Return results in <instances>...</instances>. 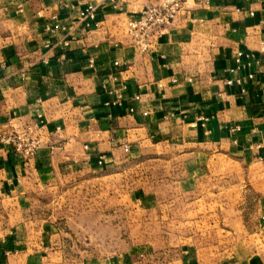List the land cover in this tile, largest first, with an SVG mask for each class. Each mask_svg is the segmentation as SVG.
<instances>
[{
  "label": "crops",
  "instance_id": "0c3cea01",
  "mask_svg": "<svg viewBox=\"0 0 264 264\" xmlns=\"http://www.w3.org/2000/svg\"><path fill=\"white\" fill-rule=\"evenodd\" d=\"M159 1L0 0V264H264V0H184L141 52L127 23ZM239 51L250 66L236 71ZM41 120L32 158L1 141ZM146 156L165 179L128 196L111 184ZM126 202L134 232L147 214L159 241L77 242L108 233L105 211ZM111 215L118 235L124 212Z\"/></svg>",
  "mask_w": 264,
  "mask_h": 264
},
{
  "label": "built area",
  "instance_id": "2783aa9c",
  "mask_svg": "<svg viewBox=\"0 0 264 264\" xmlns=\"http://www.w3.org/2000/svg\"><path fill=\"white\" fill-rule=\"evenodd\" d=\"M208 1L209 0H206V2ZM17 6L19 10L22 11L21 3H18ZM97 9L98 6L96 4L88 2L86 6L80 10L79 19L85 22L87 27H90L91 22L97 20ZM183 10L184 0H160L158 3L144 7L138 18L129 20L127 23V32L133 43L141 50V52H146L151 47L153 39L166 33ZM250 14L254 15L253 12ZM59 28V25H55L48 29L54 31ZM244 57L246 58L245 61ZM94 62L93 59H90L89 65L93 67ZM247 66H250L249 55H245L242 51L237 52L235 70L239 71ZM247 77L253 79L254 74L249 73ZM243 82V79L238 77L236 79L227 80L226 84H235L242 87L244 84ZM159 86L162 85L160 84ZM242 91H244L243 88ZM111 94H113V98L106 104L113 106L120 104L122 98L120 91H111ZM136 98L139 99L140 97L138 96ZM131 111H133V109H131ZM38 117L41 119V114H38ZM41 122L42 120L27 125L13 124L10 130L2 135L1 141L5 145L12 147L15 153L22 156L24 159H30L37 153L42 145V140L39 135ZM262 144H264V142ZM124 150L128 152L129 146L124 145ZM105 159V155H100L99 164L104 163Z\"/></svg>",
  "mask_w": 264,
  "mask_h": 264
},
{
  "label": "rangeland",
  "instance_id": "374dc122",
  "mask_svg": "<svg viewBox=\"0 0 264 264\" xmlns=\"http://www.w3.org/2000/svg\"><path fill=\"white\" fill-rule=\"evenodd\" d=\"M156 162L154 160V166L151 167V163L148 159V157H142V160H140L137 163H131L129 165H125L124 172H123V180L119 183L118 180H111L112 185H118L122 184L123 186L119 185V188H121V192L128 196L130 193L135 191L139 187H146V189H149V186L151 185V182L154 181L156 184V178L158 177L159 179H165V167H161L158 169L159 171H156ZM117 187H113L110 190L114 191L117 194V190L115 189ZM89 193L91 191H88ZM100 192V190L94 191V195H97ZM86 192L85 190L78 191V195H85ZM73 208L77 209V214H78V223L83 221L81 218L85 217V212L87 211V207L89 205L86 204H81L79 203L78 205H73ZM94 211L95 213L101 212L103 213L102 208H100V204H94ZM100 208V209H99ZM69 209V205H68ZM124 212L125 215V224H121L122 230L121 233L118 235L111 234L110 232L113 231H118V230H113V228L116 229L117 222L114 221L113 223L112 220V215L118 212ZM110 214V229L106 230L108 233L103 234V235H83L79 233L77 237L75 238L78 243H85L86 241L90 242L92 241L94 248H98V250L102 251H111L113 248H127L137 245V244H150L151 242H157L161 237L151 235L150 233V228H151V220L149 219V216L143 215V221L141 222V234H137L134 232L133 228H135V225H133V212H134V207L132 204L126 202L123 205L120 206H113L110 205L109 211ZM96 222V221H95ZM116 224V225H115ZM137 226V225H136ZM96 228V227H95ZM100 231V230H99ZM96 232V230H95ZM165 238V237H163Z\"/></svg>",
  "mask_w": 264,
  "mask_h": 264
}]
</instances>
